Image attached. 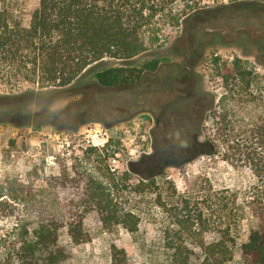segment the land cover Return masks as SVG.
<instances>
[{"label":"rangeland","instance_id":"obj_1","mask_svg":"<svg viewBox=\"0 0 264 264\" xmlns=\"http://www.w3.org/2000/svg\"><path fill=\"white\" fill-rule=\"evenodd\" d=\"M21 1L28 13L38 0ZM237 1L208 0L209 7L230 8L197 18L185 30L161 26L160 42L124 66L141 70L130 86L103 88L95 82L94 70L119 66L109 58L86 78L54 93L28 83H0V97H8L0 104L10 103L0 108V264L15 263H7L5 254L16 224L53 215L75 222L77 209H92L86 195L90 180L102 183L112 206L138 217L137 230L105 226L94 211L87 212L78 244L60 231L58 243L67 255L62 264H111L112 247L125 251L127 264H172L170 244L184 246L189 261L199 258V264L201 243L221 236L214 228L223 212L208 202L220 192L236 194L243 203L237 243L246 240L250 228L264 230V200L233 144L245 143L249 125L264 129V42L258 41V31L245 38L232 29V18L240 14L234 11ZM27 21L24 16L23 23ZM192 33L199 35L194 43ZM236 59L252 74L226 86L221 76ZM153 61L158 63L155 71L143 70ZM165 80L171 85L161 88ZM164 99L170 104L166 109H175L182 119L166 118L162 126L153 127L151 117H159ZM188 106L198 108L193 122L186 121ZM224 115L226 131L219 124ZM194 137L211 144L213 152H193L183 163L166 167L153 184L129 172V163L154 149L191 155L183 149ZM92 139L105 144L88 148L86 141ZM49 157L52 163H46Z\"/></svg>","mask_w":264,"mask_h":264},{"label":"trees","instance_id":"obj_2","mask_svg":"<svg viewBox=\"0 0 264 264\" xmlns=\"http://www.w3.org/2000/svg\"><path fill=\"white\" fill-rule=\"evenodd\" d=\"M207 1L38 0L33 10L25 13L21 0H0V83L9 87L28 83L36 85L39 90L54 93L51 90L65 89L86 78L92 68L109 58L119 66L94 70L91 76L95 82L103 88L130 86L139 78L141 70L124 66L143 53L147 46L160 42L161 26L185 30L197 18L207 14L216 16L230 8L225 5L212 8L205 4ZM235 6L234 11L240 14L232 18V29L245 38L258 31V41L264 42V2L240 0ZM24 16L28 18L25 24ZM192 37L191 43H194L199 35L192 33ZM156 62H149L143 70L155 71ZM230 65L232 68L225 69L226 73L221 76L226 86L229 80L242 81L252 74L245 70L239 59ZM249 85L247 80L246 86ZM3 99L8 97H0V101ZM9 104L2 103L0 108ZM225 118L226 115L219 121L222 131H226ZM249 126L245 143L233 144L236 153L254 175L258 185L257 195L263 201L264 129ZM212 148L207 142H198L197 137L188 147L199 154H211ZM167 153L163 149V152L143 155L138 161L129 163L128 170L147 184H153L154 178L162 174L166 167L178 164L168 161ZM139 166L143 169L136 168ZM88 184L86 195L94 207L77 209L78 221L67 222L64 217L53 215L48 220L16 224L6 248L7 263L14 260V264H62L67 255L58 243L60 231L65 230L71 241L78 244L82 236L81 220L90 211H94L105 226L120 225L128 233L136 232L138 217L128 209L112 206L102 183L90 180ZM183 201L186 203L185 198ZM208 202L217 211L223 212L217 215L219 223L214 228L221 236L208 245L201 243L202 260L199 264H264V230L250 228L246 240L237 243V232L243 220L240 211L243 203L237 195L224 196L220 192L212 203L211 200ZM166 246L173 250L170 255L172 264H192L184 253V246ZM198 260L196 258L195 262ZM110 262L127 264L125 251L112 247ZM195 262L193 264H197Z\"/></svg>","mask_w":264,"mask_h":264},{"label":"flooded vegetation","instance_id":"obj_3","mask_svg":"<svg viewBox=\"0 0 264 264\" xmlns=\"http://www.w3.org/2000/svg\"><path fill=\"white\" fill-rule=\"evenodd\" d=\"M183 69H185V71H187V72L190 70V69L187 70L188 68L186 66H184ZM167 84L170 86L171 85V81L170 80H165L164 82H162L160 84V85H162L161 88L165 87ZM160 91H161V89H160ZM185 98H190V95H186ZM161 103L162 104L160 105L161 109H159V117L154 119V120H153V117H151L152 122H153V127L162 126L164 124V120L166 118H168V119L172 118L174 121L182 119V114L180 115L177 112H175L176 111L175 109H166L170 105L167 100L164 99ZM196 109H198V108L193 107V106L192 107L191 106L187 107V109L185 111L186 112L185 115L187 116L186 121H192L193 122L198 117V115H197L198 111ZM150 135H152V131H149V135L148 136H150ZM183 151H185V149H183ZM155 152H163V148L162 149H158V150L154 149L148 155L155 154ZM167 152H168L167 153L168 155L166 157L167 160L172 162V163H179V164H181L182 162H184L186 159H188L189 157H191L194 154L193 153L194 151H191L190 149H187L185 151L187 153H191V155H187V156L186 155H183V156L179 155L177 157V156H174V154L169 153V151H167ZM160 156H162V155H160ZM174 161H176V162H174Z\"/></svg>","mask_w":264,"mask_h":264},{"label":"built area","instance_id":"obj_4","mask_svg":"<svg viewBox=\"0 0 264 264\" xmlns=\"http://www.w3.org/2000/svg\"><path fill=\"white\" fill-rule=\"evenodd\" d=\"M95 137H96V135H95ZM94 137V138H95ZM97 138V137H96ZM104 144L105 143H101V145H99L98 143H96V140H94V139H92V140H87L86 141V146L88 147V148H97L98 146H101V148L104 146ZM46 161V163H52V157H49V160L48 159H46L45 160ZM114 162V161H113ZM111 171H113L114 172V169H111Z\"/></svg>","mask_w":264,"mask_h":264},{"label":"water","instance_id":"obj_5","mask_svg":"<svg viewBox=\"0 0 264 264\" xmlns=\"http://www.w3.org/2000/svg\"><path fill=\"white\" fill-rule=\"evenodd\" d=\"M52 119H53V117H51V119H50V124H52Z\"/></svg>","mask_w":264,"mask_h":264}]
</instances>
